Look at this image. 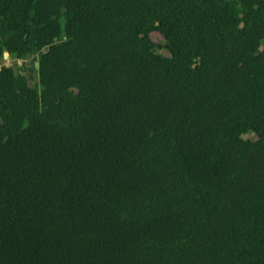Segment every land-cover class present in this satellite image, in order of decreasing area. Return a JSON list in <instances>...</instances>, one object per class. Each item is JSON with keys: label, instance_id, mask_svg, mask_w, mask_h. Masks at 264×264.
I'll return each instance as SVG.
<instances>
[{"label": "trees", "instance_id": "1", "mask_svg": "<svg viewBox=\"0 0 264 264\" xmlns=\"http://www.w3.org/2000/svg\"><path fill=\"white\" fill-rule=\"evenodd\" d=\"M5 55L0 264H264V0H0Z\"/></svg>", "mask_w": 264, "mask_h": 264}, {"label": "rangeland", "instance_id": "2", "mask_svg": "<svg viewBox=\"0 0 264 264\" xmlns=\"http://www.w3.org/2000/svg\"><path fill=\"white\" fill-rule=\"evenodd\" d=\"M152 39L155 41V42H157V43H162V37L158 34V33H153L152 34ZM161 53H164L163 51H161ZM30 62H31V60H26L25 61V64L27 65V67L28 66H30ZM17 63V65H20L21 64V61L19 62H16ZM13 64V61H11V60H9V59H6V58H3V59H1L0 60V66L1 65H6V66H10V65H12ZM32 76L34 77V82H33V84H36V77H35V75H34V73L32 74ZM248 137H250V138H252V139H255V136L254 135H252V134H249L248 135Z\"/></svg>", "mask_w": 264, "mask_h": 264}, {"label": "built area", "instance_id": "3", "mask_svg": "<svg viewBox=\"0 0 264 264\" xmlns=\"http://www.w3.org/2000/svg\"><path fill=\"white\" fill-rule=\"evenodd\" d=\"M4 58L8 59V58H7V55H5Z\"/></svg>", "mask_w": 264, "mask_h": 264}]
</instances>
